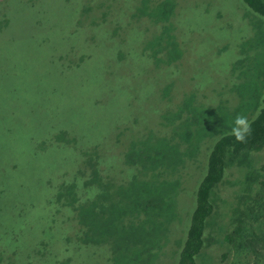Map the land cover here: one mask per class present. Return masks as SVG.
<instances>
[{
    "label": "rangeland",
    "instance_id": "obj_1",
    "mask_svg": "<svg viewBox=\"0 0 264 264\" xmlns=\"http://www.w3.org/2000/svg\"><path fill=\"white\" fill-rule=\"evenodd\" d=\"M31 1L36 4L41 0H23L19 4L17 0H0V18L4 13L12 18H18L21 12V15L28 13ZM171 1L174 5L169 25L180 47L177 55L182 53L179 56L182 58L166 62L171 46L162 41L163 47L157 50V57L175 66L168 74L161 72L166 64H156L154 59L148 58L149 47L145 48V54L139 53L143 41L147 43L162 30L145 15L133 17L136 9L124 3L125 0H54L51 8L48 5L39 12L41 20L33 27L36 33L38 31L49 40V46H53L49 52L43 45L28 54L29 47L23 48L22 44L23 38L29 34L18 21L0 25V81L15 79L12 83L17 84L16 90L0 89V97L6 94L11 105V118L6 123L14 135L10 138L12 144H9L8 157H13V161L20 159L22 164L29 163L28 177H15L10 170L6 174L0 173V188H8L5 193L0 192V264H104L93 248H99L101 256L106 253L105 248L78 243L75 231L79 226L72 208L69 212L56 213L54 239L49 243L44 240L46 229L52 225L51 205L57 206L56 203L49 204L44 193V174L58 180L65 172L66 177L71 178L75 169L83 167L90 158L82 155L79 160V152L72 146L56 151V138L59 140L65 135L57 136L62 131H57L60 125L68 124L72 129L67 136L70 141L74 137L73 131L82 136V143L89 145L85 150L97 158L101 172H109L114 179L124 176L125 182L128 180L132 186L130 176L133 171L129 170L123 156L129 140L139 138L144 121L147 122L145 129L150 128L161 136L171 135L172 131L168 132L164 126L165 116L178 107L181 99L185 98V115L193 114L191 116L198 121L197 127L201 131L211 129L214 138L220 136L222 129L243 126L234 124L238 117L247 124L258 113L257 107L264 96V28L256 29V33L262 32L261 35H250L249 30L257 27L256 12L243 0ZM8 2L10 4L5 6ZM66 4H71L68 8L72 9V19L85 15L92 19L80 18L79 24L73 20L66 22L62 19V8ZM83 6H89L88 15L82 12ZM51 12L61 20L55 21ZM98 23L102 28L97 30L93 27ZM85 30L87 42L84 45L82 36ZM13 36L17 38L16 42L6 40ZM242 36L249 39L248 48L240 55L243 56L242 64L237 68L235 62L238 61ZM92 47L95 50L88 65L97 82L102 73L117 80L119 67L126 62L128 85L133 89L132 95L136 93L137 109L150 94L149 85L142 83L145 78L159 72L177 85L170 88L169 80L166 86L171 90L169 97L164 103L155 102V99L147 101L148 107L141 110V113H147L139 114L138 121V113L130 115L131 110L121 103L122 99L130 100L129 91H122L121 98L116 97L111 113L99 114L104 107L102 104L92 109L94 103L102 102L101 97H98L100 102L88 101L85 109L80 110L78 105L83 107L81 88L84 84L92 86L95 83L76 62L83 60L85 51L87 53ZM34 61L41 63L32 64ZM36 76L43 80L41 88L35 84ZM67 87L74 90L73 97L72 93L64 96ZM123 111H126L125 117L121 115ZM19 123L22 129L17 131ZM119 131L124 133L120 138L117 136ZM213 140L210 136L205 137L200 152L184 159L190 168L189 178L183 181V185H177L179 203L171 206L182 207L184 221L180 214L179 220L171 223V233H163L159 248H156V264L178 262L179 246L176 244H182L186 237L195 193L206 171L207 152ZM27 143L29 146L23 148L22 154L17 146ZM261 145L259 151L247 156L241 153L232 158L220 182L210 190L212 211L205 221L203 247L196 256V264H264V142ZM4 152L5 148L0 147V157ZM56 152L52 159L50 154ZM228 156L225 158L229 160ZM244 157L246 159L242 161ZM106 158L114 162L113 166L103 162ZM121 162L126 174L120 171ZM172 176L176 178L177 174ZM136 184L141 185L138 180ZM85 192L78 187L76 204L88 201ZM250 211L251 217L247 215ZM156 220L164 221L162 215ZM241 224H248L251 236L246 231L241 237L233 233V228ZM172 228H175L174 232ZM165 235H168L167 240Z\"/></svg>",
    "mask_w": 264,
    "mask_h": 264
},
{
    "label": "trees",
    "instance_id": "obj_2",
    "mask_svg": "<svg viewBox=\"0 0 264 264\" xmlns=\"http://www.w3.org/2000/svg\"><path fill=\"white\" fill-rule=\"evenodd\" d=\"M23 0H17V4ZM54 0H41L39 3L31 1L29 3V12L26 14L20 13L18 18H12L6 16L4 13L0 18V25H8L13 21H18L19 25L23 30L28 32V36L23 38L22 47H29L28 54L32 53L36 49H40L43 45L47 46L48 52L53 46H49L47 38L34 29V24L41 20L39 12L45 10V7L49 5V8L54 4ZM254 12H256L260 18L264 19V0H243ZM37 2V1H36ZM126 4L136 9L132 15L133 17L146 16L149 17L153 25L161 29L160 35L155 36L153 39L145 43L143 41L140 46V55L145 54V48L151 49L149 57L154 59L155 63L163 62L162 58L157 57V50H161L162 41L165 40L166 45H170V55L167 57L166 62H169L173 58H179L177 55L180 52V47L175 40V36L172 33V27L169 25V19L172 15L174 2L171 0H125ZM10 4L6 3L5 6ZM71 4H66L62 8V19L66 22L73 20L75 24L80 23V18L84 19L90 10L89 6H83L82 12L85 16L78 19H72V9L68 8ZM68 8V9H67ZM70 13V14H69ZM51 15L55 21H60L61 18L51 12ZM70 17H69V16ZM88 15V14H87ZM175 16V12L173 14ZM6 16V17H5ZM5 17V18H4ZM48 19H51L47 15ZM4 18V19H3ZM86 19H92L85 17ZM262 19L256 18V22H262ZM100 23L96 24L93 28L101 29ZM173 27H175L173 25ZM253 36H259L262 32H253ZM41 35V36H40ZM86 30L82 36L83 44L87 42L85 40ZM9 42H16L15 36L6 39ZM248 41L246 38L241 37V48L238 51L237 67L242 64V57L240 56L248 48ZM101 42L100 44H102ZM158 45V47H154ZM165 45V46H166ZM92 49V51H91ZM33 50V51H32ZM95 50L94 47L85 51L82 56L83 60L76 62V65H80L82 69L86 70L87 76L92 78L95 85L89 86L84 84L81 88V95L83 101V107L78 105L80 110L85 109V104L88 101L100 102L98 97L103 98L102 102L94 103L92 109H95L100 104L104 107L98 111L99 114L111 113L112 108L116 105V97L121 98L122 91H129L131 93L130 100L127 102L122 99L121 103L124 106H128L131 110V114L138 113L137 121L140 120L139 114L145 115L147 112L141 113V110H145L148 107L147 101L155 99V102H163L164 99L169 97L168 92L170 88H175L176 82L173 83L168 77H163L161 73L157 72L156 75H152L150 78H145L142 83L149 85L150 94L146 101L140 105L137 109L136 104V93L132 95L133 89L128 85L129 74L126 69V62L119 67V77L117 80L113 79L110 74L102 73L96 81V76L89 70V63L91 62V54ZM24 51V49H23ZM138 54V53H137ZM26 58V57H25ZM29 58V57H28ZM134 62V59H129ZM41 62L34 61L32 64H40ZM164 63V62H163ZM186 63V62H185ZM185 63H183L185 65ZM166 64L164 68H161V72L169 73L175 66ZM29 65V63H28ZM177 65L181 68L184 67ZM27 67V66H26ZM24 67V68H26ZM155 68V67H154ZM15 80V79H14ZM13 80V81H14ZM170 80V88L168 89L167 83ZM13 81L5 82L0 81V89L6 91L8 89L16 90L17 84L12 83ZM96 81V82H95ZM162 82V84L160 83ZM264 83V81H263ZM35 84L37 87H42L43 80L41 77L36 76ZM72 93V97L75 92L70 87L65 89V94ZM71 97V98H72ZM185 98L179 102L178 107L174 109L171 114L165 116L166 119V130L172 131L171 135L161 136L156 134L152 129H145L144 125L147 123L144 121L141 124V132L139 138L130 139L127 147L125 148L124 161L129 166V170L133 171L130 180L132 186L127 180L125 182L124 176H119L114 179L109 172H101L102 168L99 166L98 160L94 159L88 150H85L88 146L82 143V136L73 131L74 137L71 141L67 138L68 132L72 131L70 126L60 125L58 130H63L66 134L58 140L56 138L55 147L57 152L59 149L65 146H72L73 149L79 152V160L82 155L90 157L83 167L76 168V173L71 177H66L64 172L58 180H53L52 176L44 174L42 188L45 190V194L48 196L50 203H56V208L51 205L53 210L51 222L52 225L49 229H46L44 240L46 243L51 242L52 234H55L56 218L55 215L58 212H69L72 208L75 210V219L78 224V230L75 231V237L79 244H96L102 246L104 255L101 256L99 248H93L94 252L100 257V261H104V264H156L154 258L158 255L156 248H159L160 238L163 233L167 231L169 235L171 233V223L173 220H179V215L182 214V207H171L176 206L179 203L177 185H183V181H187L189 176V169L185 157H191L196 152H200L201 142L204 141L205 137L214 139L210 142V146L207 152V162L205 164L206 171L201 181L198 184L197 191L195 193V207L191 213L190 222L187 224L186 237L182 244H176L179 246L178 262L177 264H196V256L200 253L203 247V230L206 218L212 211L211 197L209 196L210 190L214 185L220 182L223 173L226 170L228 162L231 163V159L239 156L241 153L247 156L253 150H259L264 142V96L262 102L257 107L258 113L254 115L246 125L248 131L244 133L242 140L237 139L236 135L231 130H224L220 133L218 138H214L211 129L207 128L206 131H201L196 124L195 118L189 114L185 115L184 107ZM90 106V104H89ZM150 108V107H149ZM124 109V108H123ZM255 109V108H254ZM194 111V110H193ZM123 117L126 116V111L121 113ZM129 115V116H130ZM92 116V115H90ZM128 116V117H129ZM127 117V118H128ZM11 118V105L9 103V97L4 94L0 97V147L5 148L3 156L0 157V173L6 174L8 170L17 175L29 176V163L22 164L20 159L15 161L13 157L9 155V144H12L10 138L14 135V131L11 130L6 123L7 119ZM125 121V120H124ZM124 121L122 126H124ZM121 124V123H120ZM116 126V132L117 127ZM235 124V122H234ZM233 124V125H234ZM244 126H239L237 130L242 129ZM22 129L21 123L18 124L17 131ZM122 131V130H121ZM119 131L117 136L120 138L123 136L122 132ZM138 131V130H137ZM110 133H112L110 131ZM29 146V143L23 146H17L18 149ZM81 149L83 151H81ZM20 150V151H21ZM57 152L52 155V159L55 158ZM229 155L228 158H225ZM122 156V157H123ZM100 157V155H98ZM29 159V158H28ZM92 159V160H91ZM246 157L242 159L245 160ZM84 160V159H83ZM108 166H113L114 162L108 158L103 160ZM243 163V162H242ZM84 164V161H83ZM120 164V171L124 174V163ZM250 165V163L248 164ZM131 166V167H130ZM162 169L159 170V167ZM204 167V168H205ZM174 178L172 175H176ZM138 180L141 185L136 184ZM85 192L84 196L88 198V201H81L76 204V193L78 187ZM8 188L1 187L0 192L5 193ZM127 196L132 194V197ZM127 199V203L124 201ZM55 212V213H54ZM158 215H162L164 221L156 220ZM251 217V211L247 214ZM60 217V216H59ZM155 217V218H153ZM184 221V215L182 217ZM166 221V222H165ZM245 222L244 220H242ZM264 222V221H262ZM246 223V222H245ZM175 228H172L174 232ZM245 231L251 236L250 230L247 225H239L233 228V233L238 237H241ZM166 240L168 239L167 236ZM52 238V239H51ZM229 238V236L227 237ZM181 243V242H180ZM103 251V250H102ZM101 251V252H102ZM175 254L172 252V256ZM259 260H257V263Z\"/></svg>",
    "mask_w": 264,
    "mask_h": 264
},
{
    "label": "clouds",
    "instance_id": "obj_3",
    "mask_svg": "<svg viewBox=\"0 0 264 264\" xmlns=\"http://www.w3.org/2000/svg\"><path fill=\"white\" fill-rule=\"evenodd\" d=\"M254 14L256 15V18L262 19V18L259 17V15L257 13H254ZM173 18H174V15H173ZM256 25H257V27L249 30V32L251 33L250 35H253L254 34L253 32H256V29L257 28H261V27L264 28V19H262V22H256ZM148 58H150V57H148ZM235 63H237V61ZM235 123L238 124V125H243L244 126L240 130H237L235 128L233 129V132L236 135V138L242 140L244 138V133L248 131V127L245 124L244 119L243 118H240V117H238L236 119ZM194 207H195V205H194Z\"/></svg>",
    "mask_w": 264,
    "mask_h": 264
},
{
    "label": "bare ground",
    "instance_id": "obj_4",
    "mask_svg": "<svg viewBox=\"0 0 264 264\" xmlns=\"http://www.w3.org/2000/svg\"><path fill=\"white\" fill-rule=\"evenodd\" d=\"M64 134H66V130H65V132H63V130H62L61 132H58V133H57V136L60 137V136H62V135H64ZM261 149H262V148H261ZM261 149H259V150H261ZM259 150H254V151L252 150L251 153L256 152V151H259Z\"/></svg>",
    "mask_w": 264,
    "mask_h": 264
}]
</instances>
